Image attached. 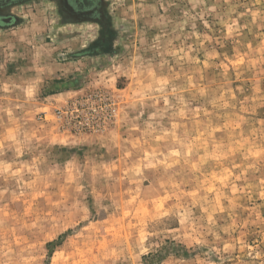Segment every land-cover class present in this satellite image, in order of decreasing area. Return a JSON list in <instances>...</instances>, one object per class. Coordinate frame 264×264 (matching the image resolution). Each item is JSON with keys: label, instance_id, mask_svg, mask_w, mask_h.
<instances>
[{"label": "rangeland", "instance_id": "rangeland-1", "mask_svg": "<svg viewBox=\"0 0 264 264\" xmlns=\"http://www.w3.org/2000/svg\"><path fill=\"white\" fill-rule=\"evenodd\" d=\"M102 3L0 18V264H264V0Z\"/></svg>", "mask_w": 264, "mask_h": 264}, {"label": "flooded vegetation", "instance_id": "flooded-vegetation-1", "mask_svg": "<svg viewBox=\"0 0 264 264\" xmlns=\"http://www.w3.org/2000/svg\"><path fill=\"white\" fill-rule=\"evenodd\" d=\"M23 0H0V18H9L6 11L22 2ZM62 14L68 20L77 22L97 20L102 21L103 3L102 0H55Z\"/></svg>", "mask_w": 264, "mask_h": 264}]
</instances>
